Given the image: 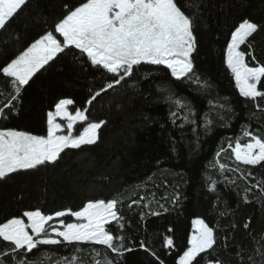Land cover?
<instances>
[{"label": "trees", "instance_id": "1", "mask_svg": "<svg viewBox=\"0 0 264 264\" xmlns=\"http://www.w3.org/2000/svg\"><path fill=\"white\" fill-rule=\"evenodd\" d=\"M61 3L62 0H31L12 26L0 32V63L21 49L28 37L40 31L45 20L51 22L60 13ZM180 3L186 6L183 10L188 14L198 17L197 70L202 79L213 85L212 97L228 98L234 109V113H225L230 117L229 127L217 126L207 136L201 132L199 146L196 145L193 154L179 146V161L165 160L131 176L109 174L105 163L114 151L133 148L149 127L165 123L167 107L158 102L156 87L162 80H170L177 93L191 100L200 112L207 107L209 96L190 91L194 85L176 82L165 72L156 71V66H144L128 81V84L138 81L136 87L117 86L102 94L90 106L86 113L89 120L107 122L100 130V138L95 145L82 146L83 150H65L54 167L40 168L0 181V221L20 215L24 210L40 208L50 214L63 209L79 210L90 199H117L121 201L117 207L124 217V228L121 231L113 224L112 231L115 235L125 236L129 246L138 248L143 240L161 254L166 264H176L178 255L187 246L191 222L199 217L217 229L221 241L225 234L229 236L227 249L223 243L217 247L218 258L224 264H248L249 256L259 244H264V166L238 165L228 144L229 138H232L234 146V138L242 136V129L245 128L264 135V111L255 106L259 103L260 108H264V101L253 102L239 95L223 63V49L230 38L231 26L238 24L242 18L264 26V0H180ZM249 40L257 60L264 63V30ZM247 48V45L241 46L242 50ZM246 59L251 61L248 56ZM149 69H152L151 74L145 79ZM101 82L99 73L89 67L82 71L69 55L43 73L23 94L19 114L11 115L10 119H0V129L8 127L34 135H46V113L58 99H73L74 105L69 106V110L74 113L77 107L83 108L89 87ZM11 91L6 80L0 77V105ZM83 126H75L76 134ZM166 129L175 137L171 125H167ZM247 139L242 138L241 143L247 142ZM222 148L224 151L220 152ZM220 164L225 165V170L219 168ZM237 167L239 171H233ZM209 177L217 182L219 202L216 194L207 191ZM225 177L229 179L226 181ZM252 184L260 186L250 188ZM246 188L250 190L246 192ZM176 191L180 193L179 205L165 200ZM140 197L144 199L129 207L133 199L139 200ZM161 203H166L172 210L161 212L160 216L150 215V210L161 211ZM220 211L228 214L221 217ZM141 212L144 213L143 219ZM64 219L75 222L72 217ZM246 222H250L247 230L243 227ZM169 226L175 228L174 252H167L161 247L163 234ZM6 247V242L0 240V252ZM81 248L82 251L77 252L71 245L42 246L29 259L38 258L40 264H64L73 256L77 257L75 264H103L106 257L116 259L104 246L81 245ZM150 259L143 250H139L128 256L127 264H149ZM256 259L259 264V257ZM201 264H204L203 260Z\"/></svg>", "mask_w": 264, "mask_h": 264}, {"label": "snow or ice", "instance_id": "2", "mask_svg": "<svg viewBox=\"0 0 264 264\" xmlns=\"http://www.w3.org/2000/svg\"><path fill=\"white\" fill-rule=\"evenodd\" d=\"M30 3L31 0H0V32L7 31ZM185 7L180 0H62L60 13L51 22L45 20L40 31L28 37L21 49L0 63V77L12 90L0 105V119L18 115L23 94L43 73L69 55L82 71L89 67L99 73L102 82L89 87L83 108L77 107L74 113L69 110V106L74 105L73 99H58L46 113V135L8 127L0 129V181L40 168L54 167L65 150H83L82 146L95 145L107 122L89 120L86 113L90 106L117 86L136 87L138 81L133 84H128V81L144 66H156V71L165 72L176 82L194 85L190 91L209 96L206 109L200 112L191 100L177 93L170 80L157 84L158 102L167 107L166 121L160 127L163 130L171 125L173 130L180 132L179 141L169 134L174 154L177 144L189 134L198 147L201 132L207 136L217 126L229 127L230 117L225 113H234V109L227 97H212L213 85L198 73V17L188 14L183 10ZM261 30L264 26L260 23L242 18L231 26L230 38L223 49V63L239 95L253 102L264 101V63L257 60L249 38ZM242 45H247V50H242ZM253 61L254 64L251 63ZM151 71L149 69L145 73V79ZM255 106L264 111L259 103ZM77 124L85 125L78 134ZM242 138H248L247 142L241 143ZM234 140L233 146L232 138H229L228 147L238 165L264 166V135L245 128L242 136H236ZM223 151L222 148L220 152ZM219 168L225 170V165L220 164ZM233 171H239V167ZM228 179L225 177L226 181ZM216 183L209 177L207 191L216 194L219 202ZM259 186L252 184L250 188ZM249 190L245 189L246 192ZM143 199H133L129 207ZM165 200L179 205L180 193L176 191ZM119 203L121 201L117 199H90L75 211L63 209L46 214L36 208L6 217L0 221V240L7 245L0 252V264H40L38 258L30 260L29 256L40 251L42 246L59 245L74 246L77 252L82 251L81 245L104 246L116 259L106 257L103 264H127L128 256L139 250L151 257L149 264H166L161 254L145 241L141 240L137 248L129 246L125 236L113 233V224L121 231L124 228V217L117 207ZM159 209L161 211L150 210V215L160 216L161 212L172 210L166 203L159 204ZM227 214L226 211L219 212L221 217ZM140 215L143 219L144 213ZM66 216L74 217L78 222H67ZM193 224L195 231L178 255L176 264H201V260L204 264H224L218 258L217 247L223 243L227 249L229 236L225 234L222 241L218 239L217 229L203 218L197 217ZM243 227L249 229L250 222L244 223ZM174 234L172 226L163 234L161 247L167 252L176 249ZM257 256L259 264H264V244H259L249 256L248 264H257ZM76 260L77 257L73 256L64 264H75Z\"/></svg>", "mask_w": 264, "mask_h": 264}, {"label": "rangeland", "instance_id": "3", "mask_svg": "<svg viewBox=\"0 0 264 264\" xmlns=\"http://www.w3.org/2000/svg\"><path fill=\"white\" fill-rule=\"evenodd\" d=\"M59 122L64 123L63 121ZM174 133L179 141L180 132L175 130ZM169 134L166 128L163 130L161 129L160 124L149 127L142 139L138 140L133 148H124L114 151L105 163V168L109 170V174L121 173L126 176H131L142 173L149 167L165 160L179 161L181 155L179 146H181V149L185 150V152L191 154L195 152L196 144L192 142L193 137L189 134L183 142L177 144V150L174 154L171 150ZM72 218L75 222H78L74 217ZM195 228L196 226L192 221L190 236L195 231Z\"/></svg>", "mask_w": 264, "mask_h": 264}]
</instances>
